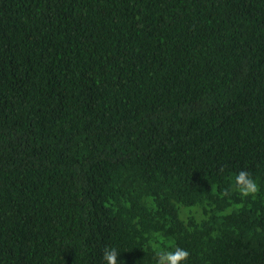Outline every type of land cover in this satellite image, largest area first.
I'll return each instance as SVG.
<instances>
[{"label": "trees", "instance_id": "1", "mask_svg": "<svg viewBox=\"0 0 264 264\" xmlns=\"http://www.w3.org/2000/svg\"><path fill=\"white\" fill-rule=\"evenodd\" d=\"M177 246L264 264V0H0V264Z\"/></svg>", "mask_w": 264, "mask_h": 264}, {"label": "clouds", "instance_id": "2", "mask_svg": "<svg viewBox=\"0 0 264 264\" xmlns=\"http://www.w3.org/2000/svg\"><path fill=\"white\" fill-rule=\"evenodd\" d=\"M231 190L238 192L241 197L247 198L258 194L260 188L250 173L242 169L235 174ZM227 194L228 190L225 191V195ZM119 254L115 248H105L102 259L105 264H120L121 261H118ZM189 255L187 250L178 246L174 250H160L156 253V264H184Z\"/></svg>", "mask_w": 264, "mask_h": 264}]
</instances>
